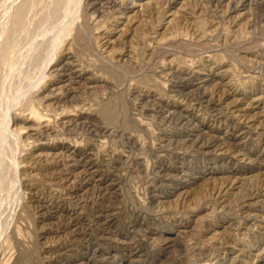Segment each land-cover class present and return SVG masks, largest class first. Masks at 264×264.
<instances>
[{"label": "rangeland", "instance_id": "1", "mask_svg": "<svg viewBox=\"0 0 264 264\" xmlns=\"http://www.w3.org/2000/svg\"><path fill=\"white\" fill-rule=\"evenodd\" d=\"M83 263L264 264V0H0V264Z\"/></svg>", "mask_w": 264, "mask_h": 264}, {"label": "bare ground", "instance_id": "2", "mask_svg": "<svg viewBox=\"0 0 264 264\" xmlns=\"http://www.w3.org/2000/svg\"><path fill=\"white\" fill-rule=\"evenodd\" d=\"M122 3V2H121ZM120 7V6H119ZM122 7V6H121ZM129 8V7H128ZM120 11V10H119ZM120 13H122V12H120ZM65 74V73H64ZM60 75V74H59ZM185 78V77H184ZM188 78V77H187ZM188 80V79H187ZM176 93V92H175ZM178 93V92H177ZM196 94H197V92H196ZM260 97V96H259ZM258 98V97H257ZM256 100V99H255ZM192 103V102H191ZM235 105V104H234ZM156 106V105H155ZM155 108V107H154ZM160 110V109H159ZM159 113V112H158ZM235 114V113H234ZM183 116V115H182ZM185 116V115H184ZM246 116V115H245ZM165 118V117H164ZM184 119V118H183ZM186 119H187V117H186ZM181 121V120H180ZM183 122V121H182ZM183 125V124H182ZM186 125V124H185ZM248 125V124H247ZM198 128V127H197ZM197 130V129H196ZM214 137V136H213ZM184 140V139H183ZM222 140V139H221ZM186 141V140H185ZM194 141V140H193ZM183 142V141H182ZM204 142V141H203ZM208 142V141H207ZM211 142V141H210ZM214 143V142H213ZM202 144V143H201ZM212 144V143H211ZM203 146V145H202ZM205 146V145H204ZM207 146V145H206ZM223 148V147H222ZM197 150V149H196ZM84 154H86V153H84ZM93 159V158H92ZM135 159V158H134ZM89 159H87V161H88ZM131 160H133V159H131ZM92 162V161H91ZM93 162H95V161H93ZM83 164V163H82ZM95 165H97V164H95ZM101 165V164H100ZM100 167V166H99ZM94 169V168H93ZM99 169V168H98ZM98 169L97 170H95V171H98ZM101 169V168H100ZM99 169V170H100ZM164 169V168H163ZM93 171V170H92ZM101 171V170H100ZM92 173H94V172H92ZM262 195V194H261ZM110 213V212H109ZM113 213V212H112ZM114 214V213H113ZM106 217V216H105ZM112 217V216H111ZM109 219V218H108ZM111 219V218H110ZM106 221H107V219H106ZM113 221V220H112ZM111 223V222H110ZM113 225V224H112ZM110 227V226H109ZM109 230V229H108ZM102 237V236H101ZM136 247V246H135ZM87 249V248H86ZM64 252V251H63ZM110 259V258H109ZM137 260V259H136ZM92 261V260H91ZM109 261V260H108ZM133 261V260H132ZM86 262V261H85ZM122 263V262H121ZM84 264V263H83Z\"/></svg>", "mask_w": 264, "mask_h": 264}]
</instances>
